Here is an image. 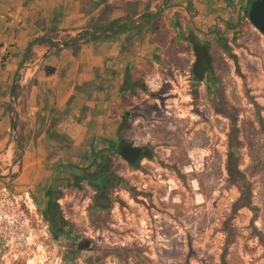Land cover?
Wrapping results in <instances>:
<instances>
[{"label":"rangeland","instance_id":"1","mask_svg":"<svg viewBox=\"0 0 264 264\" xmlns=\"http://www.w3.org/2000/svg\"><path fill=\"white\" fill-rule=\"evenodd\" d=\"M221 41L211 95L169 67L160 78L173 83L147 87L122 118L152 157L111 159L110 201L86 182L64 190L54 264H264V36L244 18Z\"/></svg>","mask_w":264,"mask_h":264},{"label":"crops","instance_id":"2","mask_svg":"<svg viewBox=\"0 0 264 264\" xmlns=\"http://www.w3.org/2000/svg\"><path fill=\"white\" fill-rule=\"evenodd\" d=\"M164 1L0 0V169L22 152L11 193L35 205L53 177L103 157L153 77L170 67L181 78L195 61L191 42L212 50L248 18L246 0Z\"/></svg>","mask_w":264,"mask_h":264},{"label":"flooded vegetation","instance_id":"3","mask_svg":"<svg viewBox=\"0 0 264 264\" xmlns=\"http://www.w3.org/2000/svg\"><path fill=\"white\" fill-rule=\"evenodd\" d=\"M253 1L255 0H246L247 16L250 5ZM190 44L195 54V61L190 67V71L187 72L189 74L192 91L199 88L201 84H204L207 88L208 93L211 95L214 90L213 85L216 83V76L213 66V51L210 50V48H208L207 46L196 44L195 42H191ZM219 44H222V42L220 41ZM195 47L197 48V51L200 55L206 54V52L207 55H203L204 57L198 58L195 52ZM209 55L211 56L212 60L210 59ZM196 62L198 64L197 67L195 66ZM123 125L127 126V123H124ZM124 130L125 128H120L115 143L109 148L108 152L105 153L103 157L99 158L97 156L94 160H92L89 168L87 167L76 169L70 167L64 173H60L53 177L51 182L52 184L46 191L42 201L35 203V207L37 209L36 213L40 216L41 220L45 223L47 228L46 238L43 241L44 255L35 254L38 264H43L44 262H47L48 264H54L55 260H57V253L55 252L56 243L64 240L68 235L69 224L66 221V218L60 207L64 190L72 187L81 189V185L86 182L90 187L94 185V187H92L94 190V199L96 200L98 196L99 199H102V195L100 196L99 194H104V191L103 189L100 190L99 188H97L93 181L95 183H98L100 181V177H103L104 182L110 184L112 177L110 169L111 159H113L114 157H119L122 159V157L119 155V149H122L124 145L132 144L134 146H137L130 142L123 135ZM138 147L143 148L142 156L135 165H131L132 167L139 166V163L142 160L152 157V153L147 146ZM70 258V253L65 252L64 257H62L60 260L62 263L65 260L66 263L67 261H70ZM19 263L30 264V259L27 257L24 258L22 256H16L14 253H11L7 249L3 248L0 243V264Z\"/></svg>","mask_w":264,"mask_h":264},{"label":"built area","instance_id":"4","mask_svg":"<svg viewBox=\"0 0 264 264\" xmlns=\"http://www.w3.org/2000/svg\"><path fill=\"white\" fill-rule=\"evenodd\" d=\"M167 82V80L153 77L148 86L155 91ZM36 211L29 193L22 197L17 196L0 183L1 246L16 256L29 258L30 264H38L35 254L44 255L43 241L47 230Z\"/></svg>","mask_w":264,"mask_h":264},{"label":"water","instance_id":"5","mask_svg":"<svg viewBox=\"0 0 264 264\" xmlns=\"http://www.w3.org/2000/svg\"><path fill=\"white\" fill-rule=\"evenodd\" d=\"M164 5H165V1H164ZM248 17H249L250 22L255 26V28L264 36V0H255L252 2V4L250 5L249 12H248ZM146 19H147L146 17L138 18V19L132 21L131 23L127 24L123 28L118 29L115 34H118L121 31H125L127 29H132L139 22L146 20ZM98 32H99V30L82 32L79 34L78 38L75 41H77L82 35L89 34L91 37L97 36ZM110 35H114V34L110 33ZM70 43H73V42H70ZM70 43L59 42L58 45L55 46V49L59 50V49L66 48L67 46L70 45ZM195 52H196L197 57L201 58V55L198 53L196 47H195ZM197 65L198 64L196 62L195 66L197 67ZM12 108H13L14 122H16V119H17V102H16L15 96H12ZM15 134H16V138H17V142H18L17 131L15 132ZM142 151H143L142 147L134 146L132 144H127V145H124L122 147V149H119V155L122 157V159H124L130 165H135L139 161V159L141 158ZM20 153H21L20 156L17 157L13 161V163L5 171L1 169L0 181H2L4 179H8L14 174V172L16 171V169L20 165L22 152H20Z\"/></svg>","mask_w":264,"mask_h":264},{"label":"trees","instance_id":"6","mask_svg":"<svg viewBox=\"0 0 264 264\" xmlns=\"http://www.w3.org/2000/svg\"><path fill=\"white\" fill-rule=\"evenodd\" d=\"M169 2V0H165V4H167ZM248 17V16H247ZM110 31H111V33L112 34H115L116 32H117V30H115L113 27L112 28H110ZM84 36H86V35H82V37H84ZM94 37H97V36H94ZM203 55H207V52H206V54H201V57H204ZM209 57H210V59H211V56L209 55ZM234 58H235V56H233ZM212 60V59H211ZM152 95H154L155 96V94L153 93ZM124 124V123H123ZM122 124V127L123 128H127L126 126H124ZM101 170V169H100ZM99 170V171H100ZM105 174V173H104ZM104 176V175H103ZM93 183L97 186V188H99L100 190H102L103 189V191H104V194L103 193H100L99 195L101 196L102 195V199H99V196L97 197V199H96V202H98L100 205H103L101 202H107V201H110L109 200V197H108V191H109V189L111 188V183L109 184V183H105L104 182V178L103 177H100V181L98 182V183H95L94 181H93ZM93 185V184H92ZM92 187H94V185L92 186Z\"/></svg>","mask_w":264,"mask_h":264}]
</instances>
